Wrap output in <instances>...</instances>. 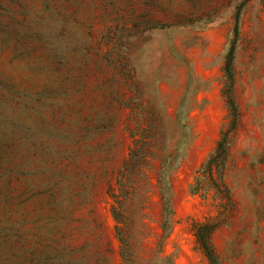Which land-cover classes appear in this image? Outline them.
Segmentation results:
<instances>
[{"label":"rangeland","instance_id":"obj_1","mask_svg":"<svg viewBox=\"0 0 264 264\" xmlns=\"http://www.w3.org/2000/svg\"><path fill=\"white\" fill-rule=\"evenodd\" d=\"M0 264H264V0H0Z\"/></svg>","mask_w":264,"mask_h":264},{"label":"trees","instance_id":"obj_2","mask_svg":"<svg viewBox=\"0 0 264 264\" xmlns=\"http://www.w3.org/2000/svg\"><path fill=\"white\" fill-rule=\"evenodd\" d=\"M236 20H237V18H236ZM236 31H237V25H235V28H234L235 35H236ZM233 48H234V39L232 40V42H231V44H230V47H229V50H228L227 64H229L230 61H231L232 53H233ZM221 145H222V143L219 142L217 149H218L219 147H221ZM207 255L210 256L209 252H207Z\"/></svg>","mask_w":264,"mask_h":264}]
</instances>
